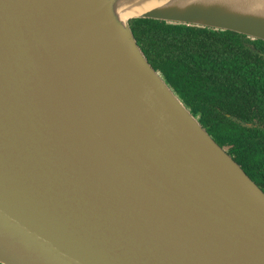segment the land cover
Wrapping results in <instances>:
<instances>
[{
	"label": "water",
	"instance_id": "95a60500",
	"mask_svg": "<svg viewBox=\"0 0 264 264\" xmlns=\"http://www.w3.org/2000/svg\"><path fill=\"white\" fill-rule=\"evenodd\" d=\"M135 19L264 42V0H0V264H264V192Z\"/></svg>",
	"mask_w": 264,
	"mask_h": 264
},
{
	"label": "trees",
	"instance_id": "16d2710c",
	"mask_svg": "<svg viewBox=\"0 0 264 264\" xmlns=\"http://www.w3.org/2000/svg\"><path fill=\"white\" fill-rule=\"evenodd\" d=\"M129 24L151 67L264 192V42L155 20Z\"/></svg>",
	"mask_w": 264,
	"mask_h": 264
}]
</instances>
